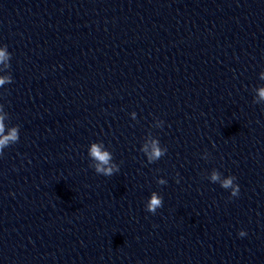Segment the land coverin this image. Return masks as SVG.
<instances>
[{
    "label": "clouds",
    "instance_id": "clouds-1",
    "mask_svg": "<svg viewBox=\"0 0 264 264\" xmlns=\"http://www.w3.org/2000/svg\"><path fill=\"white\" fill-rule=\"evenodd\" d=\"M9 58L6 50L0 49V63H4ZM6 82L10 83V77H0V86L4 85ZM259 96L261 99H264V88L259 89ZM4 133V124L2 118H0V152H2L3 148L8 146L10 142L14 143L17 141V130L16 128H12L8 135H3ZM90 155L99 163L96 165V171L98 173H103L106 176H110L113 174V167L109 165L111 160V155L107 151H102L101 146L97 144H93L90 149ZM163 155L161 149L158 147L156 142H153L152 152L149 155V160H157ZM107 166V167H104ZM212 179L215 181L218 179L217 174L213 173ZM161 183H163L161 181ZM231 179L225 180L223 183V187L227 188L231 186ZM239 193V188L236 187L233 190V195H237ZM162 206V198L158 196L156 193L151 195V198L147 204V211L150 213H155L158 208ZM239 235L241 237L245 236V232H240Z\"/></svg>",
    "mask_w": 264,
    "mask_h": 264
}]
</instances>
